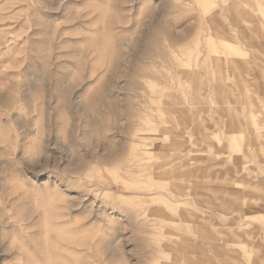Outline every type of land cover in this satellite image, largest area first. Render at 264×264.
<instances>
[{"label": "rangeland", "instance_id": "374dc122", "mask_svg": "<svg viewBox=\"0 0 264 264\" xmlns=\"http://www.w3.org/2000/svg\"><path fill=\"white\" fill-rule=\"evenodd\" d=\"M0 264H264V0H0Z\"/></svg>", "mask_w": 264, "mask_h": 264}, {"label": "bare ground", "instance_id": "6f19581e", "mask_svg": "<svg viewBox=\"0 0 264 264\" xmlns=\"http://www.w3.org/2000/svg\"><path fill=\"white\" fill-rule=\"evenodd\" d=\"M245 92L247 93V97H248V94H249L251 91L247 89ZM229 241H230V240H229Z\"/></svg>", "mask_w": 264, "mask_h": 264}]
</instances>
